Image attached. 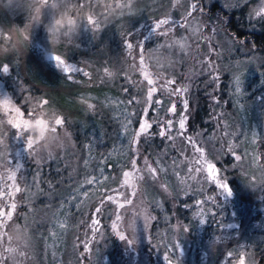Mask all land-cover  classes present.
<instances>
[{
    "label": "rangeland",
    "instance_id": "374dc122",
    "mask_svg": "<svg viewBox=\"0 0 264 264\" xmlns=\"http://www.w3.org/2000/svg\"><path fill=\"white\" fill-rule=\"evenodd\" d=\"M226 2L204 0L201 5L200 0H181L174 8L172 0H135L133 8H129L124 5L131 0H92L84 6H81L82 0H48L42 6L41 0H0V7L5 10L0 9V17L7 21L0 20V42L5 47L0 51L7 58L6 61L0 58V64L10 66L8 73L0 70V96H11L27 113L29 96L47 98V108L30 113L29 117L49 123L55 137L49 147H36L43 156L52 155L54 159L31 157L25 140L19 137L23 135L22 128H15L13 115L9 118L6 114L15 102L7 96L0 98V122H3L0 123V188L11 191V182L7 179L14 178L15 165L20 164L16 183L21 189L30 190L15 195L17 209L6 233L10 254L15 256L18 251L26 254L16 255L14 260L5 259L4 264H168L165 256L173 264H237L241 254L246 256V264H258V250L264 245V168L254 158L259 157L258 147L264 140V50L253 53L247 45L228 42L223 33L208 31L220 19L212 10L247 14V8L227 11ZM189 3H197L203 12L185 20ZM166 16L173 22L172 32L169 36H155L154 23ZM226 17L230 24L232 18ZM93 21L98 22L99 31ZM185 24L187 28L181 26ZM202 25H206L203 35L199 31L194 34ZM128 33L132 34L128 37L134 43L132 50H126ZM181 37H188L187 42L192 45L187 53L181 52L178 46L160 47L171 45ZM197 40L201 53H208L209 48L216 50L210 56L209 67L192 59ZM137 43L141 45L139 49L135 47ZM4 50L9 51L8 56ZM141 53L144 62L139 64ZM58 54L66 57L71 68L82 69L89 76L74 72L73 79H67V73L55 64ZM35 68L58 72L64 78L57 82L61 88L67 86L64 81L80 88L101 82V92L105 91L101 97L85 91L81 100L91 107H95L92 100L96 103L91 116L107 111L113 126L108 146L101 128L98 131L92 119L87 123L92 127L86 151L77 150V141L71 134L75 135V124L70 116L52 105L43 86L28 80ZM145 70L173 78L176 81L173 87H188L187 93L172 98L176 113L168 115L177 120L182 115V100L188 99L186 134L196 138L206 152L219 153L234 144L237 154H248L242 158L241 175L232 177L238 178V186L251 197L243 200L232 188L231 200L223 193L217 197L216 205L197 204L210 195L216 196L220 190L211 183L205 184L200 173L189 176L188 170L193 168L197 153L180 138L174 142L164 139V150L158 157L143 156L150 162L159 160L164 167L163 172L158 171L157 181L148 179L145 173V180L135 181V195H130L133 189L128 186L120 188L122 172L127 169L133 147L129 143L137 118L133 115H138L142 105L117 107L125 101V96L127 100L141 98L140 71L145 73ZM105 72L111 74L107 76ZM164 100L167 104L168 97ZM198 110L205 115L200 123L193 121ZM129 113L131 125L125 130ZM61 114L66 117L71 132L56 131L57 125L63 127ZM190 121L194 123L190 125ZM81 127L84 129L86 125ZM27 140L32 146L29 137ZM231 159L226 154L219 157L224 164H230ZM100 169L107 179L88 185L86 180L100 176ZM215 169L211 163L206 167L209 182L217 176ZM84 189L88 190L87 196L71 199L77 190L83 193ZM109 196L115 197L117 203L105 202L101 213L96 214L94 209L99 201H107ZM125 197H130L132 203L128 204ZM165 200L169 202L168 207ZM118 204L125 206L120 208ZM20 217H26L28 226L19 224ZM94 219L100 220L99 233L92 228ZM64 220L67 223L61 229L58 221ZM113 224L117 225L116 229ZM185 225L187 231H184ZM118 231L134 243L120 240ZM17 233H23L24 238H14ZM85 243L90 245V252L83 248ZM177 243L179 249H174Z\"/></svg>",
    "mask_w": 264,
    "mask_h": 264
},
{
    "label": "snow or ice",
    "instance_id": "6c2138e0",
    "mask_svg": "<svg viewBox=\"0 0 264 264\" xmlns=\"http://www.w3.org/2000/svg\"><path fill=\"white\" fill-rule=\"evenodd\" d=\"M92 0H82L81 6H84L85 4H91ZM135 3V0H131V3H126L124 6L133 8V5ZM181 4V0H172V7H177ZM224 7L227 11H233V10H240L243 8H247V14L244 17V19L248 22L247 27L249 29H254L257 27L258 24H264V0H227V2L224 4ZM197 12H203L202 8H199L197 3H189L186 9V16L185 20L188 18L193 17L194 13ZM92 23L97 24V31L100 30V26L98 25V22L93 21ZM172 21L169 17H164L161 19H158L154 25H153V32L155 36H169V34L172 32ZM182 27L187 28V24L181 25ZM206 25H202L201 29L194 30L199 31L201 36L203 35V27ZM208 31L214 34H221L223 33L228 37V42L232 44H239V45H245L249 44L247 42V38L243 35H237L236 32L232 31L228 27V20L227 17H224L222 19L218 18V22L213 24L211 27H208ZM132 34L128 33L125 35V45L126 50H132L134 48V43L132 42L130 37ZM188 37H181L180 39L174 40L171 45H161L160 47L164 48H174L179 47V50L181 52L187 53L189 51V48L192 47V45L188 44ZM200 42L199 40L196 41L195 48L192 52V59L196 62V64L202 65L203 67H209L212 64V60L210 59V56L215 55V49L209 48L208 53H201L200 51ZM137 49L141 47L139 43L135 45ZM128 55H131V51H128ZM164 59H168V57H164ZM144 62V56L143 53L140 55L139 64ZM55 64L58 68L62 69L65 73H67V79L72 80V73L74 72H83L82 69L79 68H71L70 63L67 61L66 57L58 54L55 57ZM0 70L3 71V73H8L10 71V66L8 64H0ZM106 73V72H105ZM142 74L143 80L141 81V84L143 85V91L141 94V98L137 99L135 97L130 98L127 101H122L117 109H119L122 105H134L139 104L141 106L140 116L143 118L142 122H137V127L135 130L132 131L131 138H130V145L132 147V157L129 160L128 163V171L122 172V183L120 184V188L130 186L133 189V192L130 195H135V188L136 183L129 184L126 183V176L132 175L134 176L135 181L136 180H145V173L147 174V178L151 179L153 181L158 180V171L163 172L164 167L161 166L159 160L151 161L147 157L141 158L142 167L137 166V160L136 157L139 155V147H140V141L143 137L144 143H148L149 140L160 138L165 139L169 142H174L177 138L182 139L187 145H190L192 149L197 153L196 160L192 161L193 168L188 170L189 176L192 175L193 172L202 174L203 182L205 184H213L215 185L220 191L217 193L216 196H208L206 199H202L197 201V204L204 205L207 203H211L213 205L217 204V197L220 194L227 193L229 196L232 195V189L229 184V172L232 170H235L237 174L241 175V166L243 163V157H246L247 153H236V145L229 144L227 145L226 150H222L221 152H216L213 150L212 152H206L205 148L202 144L199 143V141L192 137L191 134H186V123L188 120V105L189 101L188 99L182 100V115L177 118V120H173L170 118L168 114H175L176 113V105L172 102V98L178 95H184L188 92V87H173L176 84V81L171 77H166L163 73L157 72L155 75L150 72V79L144 78L143 73ZM111 73H106L107 76H109ZM83 75L85 77L89 76L88 72H83ZM209 75L211 76L212 73L209 72ZM215 79V78H214ZM237 85H239V78H237ZM239 91V87L237 88ZM27 92L28 90L25 89ZM7 95L0 96V98L6 97ZM165 96L168 97V103L165 104ZM10 97L16 105L20 107V110L22 111L21 106L19 103H17L11 96ZM33 99H35V103H33ZM141 100H143V103H141ZM27 103L29 104L28 108V116L30 113L38 112L42 108H47L46 106L49 105V100L44 97L40 98H33L31 96L28 97ZM92 104L95 105V107H89L88 105H84L83 110L88 112H93L96 109V103L94 100H92ZM151 111L152 116H149L148 113ZM24 113V111H22ZM25 115V114H24ZM62 115V114H61ZM63 116V115H62ZM131 113H129L128 123L124 126L125 130L129 128L131 125V119H130ZM164 117L163 119L161 117ZM7 121V120H6ZM3 123V122H0ZM7 125H9L6 122ZM68 121L66 117L63 116V127L60 125H57L56 131L62 132L67 128ZM11 129L13 130L11 125H9ZM15 130V129H14ZM69 131V130H68ZM71 132V131H69ZM17 134V132H16ZM73 138L75 135L71 132ZM200 133H197V136H199ZM18 136V135H17ZM28 133H24L22 136H19L25 140L26 148L28 150V154L33 157H40L41 159H54V156L52 155H46L43 156L42 153L39 152V150L34 146H29V142L27 140ZM75 139V138H74ZM229 155L232 157L230 164H224L219 160L220 155ZM39 162V160H37ZM239 162V163H238ZM254 162L260 166V168H264V163H261L259 157L254 158ZM211 163L216 169H218V176L216 179H214L212 182H209L208 175L206 172V167L208 164ZM17 171L22 167V165L17 164L15 165ZM17 171H15V175L13 179H7V181H10V187L11 191H7L3 188H0V199H3L4 202L0 203V213H3L2 216H0V248L3 249L2 252H0V264H4L5 259H15L16 255L19 256H25V251L23 253H20L19 251L13 256L10 254V249L6 246L7 245V238L6 233L8 232V225L11 221H13L14 214L16 213L17 209V202L15 201L14 197L16 194L21 193L22 191L27 193L30 191L29 189H21L18 184L16 183L17 179ZM100 176H90L86 183L88 185H95L101 183L102 180H106L107 177L103 175V169H100ZM35 187L39 188V184H34ZM49 187H53L52 185H49ZM83 187V186H81ZM160 187L164 189V191H167V187L164 184H160ZM114 191H118L114 190ZM88 190L84 189L83 193H80L79 190L76 191L75 195L71 196V199H77L81 196H87ZM125 200L128 204L132 203V200L130 197H125ZM11 201V202H8ZM82 202V201H81ZM105 202H111V203H117L115 197L109 196L107 197V201L104 199H101L99 201V204L95 207L94 212L96 214H100L102 211V207ZM62 207V205H61ZM118 207L123 208V204H118ZM213 215L215 213H212ZM197 216H200V213H197ZM120 215H116V220L119 221ZM152 219H155V217H152ZM22 222L19 224L28 226L26 222V217L21 218ZM201 222L204 221L201 219ZM67 221H58L59 228L63 229L66 226ZM92 228L96 233L100 232V220L94 219L91 222ZM113 228H117L116 224L112 225ZM188 228L185 225L184 231H187ZM52 235H56V233H51ZM117 236L120 240L126 241L129 244H133L134 240L130 239L127 235H125L122 231L117 232ZM93 239H95V236H93ZM83 248L86 251H91V247L88 243L83 244ZM174 249H179V243L173 245ZM172 249H170L171 251ZM229 257L232 256V253H228ZM53 256H55V253H53ZM164 259L168 261V264H173V261L168 257L165 256ZM246 256L244 254H241L237 258V264H246ZM248 264H251V262H248Z\"/></svg>",
    "mask_w": 264,
    "mask_h": 264
},
{
    "label": "trees",
    "instance_id": "16d2710c",
    "mask_svg": "<svg viewBox=\"0 0 264 264\" xmlns=\"http://www.w3.org/2000/svg\"><path fill=\"white\" fill-rule=\"evenodd\" d=\"M201 1V5L202 2L204 3V0H200ZM1 10L5 11L3 8L0 7ZM211 11V10H210ZM211 12L213 13H218L216 14V16L220 17V19L228 16L231 17V23L228 24V27L237 33V35H243L244 37L247 38V42L249 44H245L247 46H249V48H251L253 51V53H261V48L262 50H264V24H258L256 28L254 29H249L247 27V21L244 19V17L246 16V14H238L235 11L231 12V14H223L222 11H220L219 9L216 10H212ZM1 21H4L1 19ZM121 20V19H120ZM7 23V21H4ZM3 23V22H1ZM2 42V41H1ZM0 42V48L1 49H5V47L2 45V43ZM239 45V44H238ZM243 46V45H242ZM259 49V50H258ZM4 52H6L7 56L9 51L8 50H4ZM0 58L3 61H6V57H4L3 53H1L0 51ZM147 70H145V73H143L144 78L146 79H150V73H146ZM48 74V77L46 76ZM31 77L28 79L31 82H34L37 85H41L44 88V94L51 100L52 105L62 109L66 115L70 116L71 121L75 124V127L73 128V131L75 132V139L77 141V150L81 151L82 153H84L86 151V147L87 144L90 140V136L89 133L91 132V125L88 126L87 123H89L90 120L94 119V124L95 126L98 125V131L102 130V136L104 137V139L106 140V144L105 146H108V143L111 142V137H112V125L109 123V115L107 113V111L104 110V112H98L96 114V116H91V112L85 111L83 110V107L85 104L82 102V94L85 91H90L91 93H93L94 95H97L98 97H101V95L104 94L105 91L101 92V87L100 86L101 82L99 81V83L97 85L91 86L89 88H80L77 84H67V82L64 81V83L67 85L65 88H61L58 85V81H61V75L58 74V72H54L52 70H50L49 72L43 70V69H39V68H35L32 69L31 72ZM62 80H64V78H62ZM1 83V82H0ZM99 86V87H98ZM122 90V89H121ZM143 91V90H142ZM122 92V91H121ZM118 93V92H117ZM120 93V92H119ZM118 93V94H119ZM125 96V95H124ZM122 99V98H121ZM79 100V102H78ZM125 101H127V96H125ZM143 103V102H142ZM131 107H133V105H131ZM22 111H24V113L20 110V107H18L15 103L12 104L11 107H9V109H7L6 114L7 116L10 118L13 115V119L15 120V128H22L23 134L24 133H28L29 137V131L27 129H30L34 123H40L39 120H34L31 117H27L28 113L25 111V108L22 107ZM130 111V110H129ZM140 111L141 109H139L138 111V115H133L134 117H137L136 120L134 119L133 122V130L136 129L137 127V122H142L143 118L140 116ZM25 114V115H24ZM149 116H152L151 111L148 113ZM195 118V119H194ZM205 119V115H203V111L202 110H198L194 117H193V121L195 120L197 123H200L201 120ZM192 120V119H191ZM190 121V125H192L194 122ZM86 125V127L84 129H82L81 125ZM100 127V128H99ZM192 129V128H191ZM101 132V131H100ZM140 147H141V151H139V155L136 157L137 160V166L141 165V158L145 155L148 154L149 156H159L161 155V153L164 150V139H160V138H155V139H151L149 140L148 143H144V139L143 137L141 138L140 141ZM258 155L260 157V161L262 163H264V140L261 142V144L258 147ZM132 157V151L130 153V156L128 158V162L126 164L127 168L125 171H128V163L129 160ZM113 167H115V164H113ZM218 169H215V172L217 173L218 176ZM233 176H237V172H230L229 176H231V179L229 180V184L231 189L233 188L236 194L239 195V197H241V199H248L249 197H251L250 194L247 195V192L240 188L237 184L238 178L237 177H232ZM216 176V178H217ZM215 178V179H216ZM126 183L129 184H134L135 183V179L134 176L132 175H128L126 176ZM129 188H131L130 186H128ZM215 189L216 186H214ZM227 197L226 199H232L231 196H229L227 193L225 194ZM165 205L168 207L169 206V202L167 200L164 201ZM125 206V205H124ZM19 221L22 222L21 217L19 218ZM258 264H264V245L258 250Z\"/></svg>",
    "mask_w": 264,
    "mask_h": 264
},
{
    "label": "clouds",
    "instance_id": "9594fccd",
    "mask_svg": "<svg viewBox=\"0 0 264 264\" xmlns=\"http://www.w3.org/2000/svg\"><path fill=\"white\" fill-rule=\"evenodd\" d=\"M47 2L48 0H41V6ZM86 105L91 107L90 103H86ZM27 130L29 131V138H30V141L32 142V145H34L37 148H47L53 143L55 139L51 131L50 124L47 122L34 123L33 126ZM69 143H71V141H69ZM4 147H7V146L4 145ZM14 238L23 239L24 238L23 233H17Z\"/></svg>",
    "mask_w": 264,
    "mask_h": 264
}]
</instances>
